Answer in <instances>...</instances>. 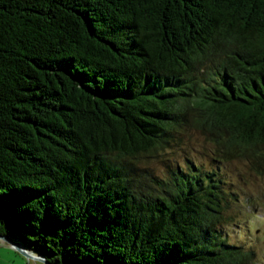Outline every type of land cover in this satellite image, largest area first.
Listing matches in <instances>:
<instances>
[{
	"label": "trees",
	"instance_id": "trees-1",
	"mask_svg": "<svg viewBox=\"0 0 264 264\" xmlns=\"http://www.w3.org/2000/svg\"><path fill=\"white\" fill-rule=\"evenodd\" d=\"M192 128L264 172V0H0V239L43 264H250L218 173L146 163Z\"/></svg>",
	"mask_w": 264,
	"mask_h": 264
},
{
	"label": "rangeland",
	"instance_id": "rangeland-1",
	"mask_svg": "<svg viewBox=\"0 0 264 264\" xmlns=\"http://www.w3.org/2000/svg\"><path fill=\"white\" fill-rule=\"evenodd\" d=\"M215 146L202 131L192 128L171 146L150 156L146 163L160 178L168 177L174 166L187 168L189 161L218 173L223 179V187L233 193L226 210L227 218L218 224V228L230 241L253 250L254 257L250 264H264V172L257 171L245 157L217 160ZM0 262L43 264L2 239Z\"/></svg>",
	"mask_w": 264,
	"mask_h": 264
},
{
	"label": "water",
	"instance_id": "water-1",
	"mask_svg": "<svg viewBox=\"0 0 264 264\" xmlns=\"http://www.w3.org/2000/svg\"><path fill=\"white\" fill-rule=\"evenodd\" d=\"M26 254H28L29 255V253L26 251V250H23ZM31 255V254H30ZM39 258H41V259H44V257H42V256H40ZM51 264H54V263H51Z\"/></svg>",
	"mask_w": 264,
	"mask_h": 264
}]
</instances>
